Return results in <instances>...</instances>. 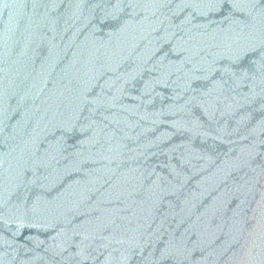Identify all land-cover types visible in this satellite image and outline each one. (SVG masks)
Wrapping results in <instances>:
<instances>
[{
	"label": "water",
	"instance_id": "1",
	"mask_svg": "<svg viewBox=\"0 0 264 264\" xmlns=\"http://www.w3.org/2000/svg\"><path fill=\"white\" fill-rule=\"evenodd\" d=\"M0 264H264V0H0Z\"/></svg>",
	"mask_w": 264,
	"mask_h": 264
}]
</instances>
